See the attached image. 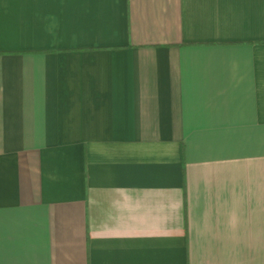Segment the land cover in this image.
<instances>
[{"label":"crops","instance_id":"1","mask_svg":"<svg viewBox=\"0 0 264 264\" xmlns=\"http://www.w3.org/2000/svg\"><path fill=\"white\" fill-rule=\"evenodd\" d=\"M0 264H264V0H0Z\"/></svg>","mask_w":264,"mask_h":264}]
</instances>
